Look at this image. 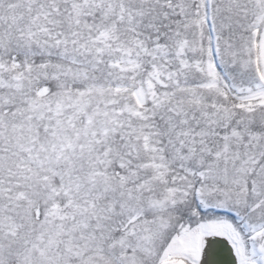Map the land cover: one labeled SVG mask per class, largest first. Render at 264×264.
<instances>
[{"label":"snow or ice","instance_id":"1","mask_svg":"<svg viewBox=\"0 0 264 264\" xmlns=\"http://www.w3.org/2000/svg\"><path fill=\"white\" fill-rule=\"evenodd\" d=\"M0 264H264V0H0Z\"/></svg>","mask_w":264,"mask_h":264}]
</instances>
